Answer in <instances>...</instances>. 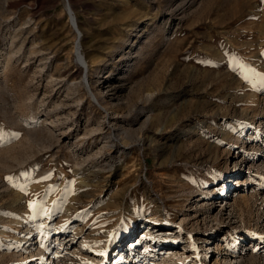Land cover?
Returning <instances> with one entry per match:
<instances>
[{"label":"rangeland","instance_id":"obj_1","mask_svg":"<svg viewBox=\"0 0 264 264\" xmlns=\"http://www.w3.org/2000/svg\"><path fill=\"white\" fill-rule=\"evenodd\" d=\"M263 155L264 0H0V264H213L264 236L263 184L218 192Z\"/></svg>","mask_w":264,"mask_h":264},{"label":"bare ground","instance_id":"obj_2","mask_svg":"<svg viewBox=\"0 0 264 264\" xmlns=\"http://www.w3.org/2000/svg\"><path fill=\"white\" fill-rule=\"evenodd\" d=\"M68 7H69V13H70V17H71L72 24H73V26H76V28H78L77 18L74 15V12H73V10L71 8L70 3H69V6ZM77 30H79V29H77ZM77 54H78V57H79L80 62L86 64L85 59L82 56V54L79 51H77ZM84 81L86 82L85 79H84ZM248 148H250L253 151V153H256L257 154V153L260 152L259 144H257V143L250 144V146ZM249 160L251 162V164L249 165V169L243 175H240V179L238 177V178H235V180H233V178L229 177V178H227V179H225V180L222 181L223 184L221 185V190H225V191L223 193H221L222 191H218V192H219V198H222L223 199V201H221V203H225V205H224V208L221 210V212L219 211L221 214L224 211L228 210L229 207H230L228 205L229 204L228 203V199H230V197H232L233 189H235V187H236V186H234L235 183L239 184L242 181H244L248 187H251L252 185H257V184H261V185L263 184L264 185V155L261 156V157L260 156L259 157H253V158H250ZM246 175L249 176L247 180L241 179V177L244 178V176H246ZM226 181H227V183H226ZM225 184H227V185L225 186ZM216 185H217L216 183H213L211 185H205L204 188L201 189V190L207 189L205 191L206 197L204 198V200L205 199H209L210 198V195L213 194V192H214L213 190L208 189V188H210L211 186H216ZM262 189L263 190L261 191V193L257 192V190H255L254 192L252 191L253 194L256 193L259 196V197L258 196L257 197L253 196V199L255 201L254 204L257 203V206H258L259 211L262 210V209H264V187ZM246 197L247 196H245V195L242 196V198H243L244 201H248V199H246ZM230 210H232V209H230ZM23 217H24V215H23ZM26 219L28 220V218H26ZM260 223H262V224L260 225ZM149 224H153V226H151V229L157 228L158 226H161V225H163V226H166L167 225L166 222H165V220L158 219V218L151 219V222ZM27 227L28 226H26L25 228L28 229ZM29 227L32 228L31 226H29ZM255 227H257V228L258 227H264V211H263L261 217L259 218V220L255 223ZM149 228H147V229H149ZM40 231H39V237L42 235L40 233ZM63 232L64 231H62L61 229H56V232L55 233L59 235V234H62ZM178 232H180V231L179 230L176 231L174 229V231H171L170 233H167L166 235L168 236V238H172V236L176 235ZM42 233H44L43 230H42ZM146 233H148V232H145V234ZM159 234H161V230L160 229H156L155 230V233H152L151 235L152 236L154 235V238L153 239H155V236H158ZM220 234L221 235L223 234L222 231L220 232ZM43 235H45V234H43ZM76 235L77 234H75V236ZM252 235L250 236V238L251 239H254L255 238V241L258 242V244H257L258 247L256 249H251V247H252L251 244L248 247V250H245L244 248H242V246L241 247L238 246L239 243L237 244L236 243L237 241H240V240H243V239H246L247 238L246 237V234L239 233V234H237V235H235L233 237H229V239L227 240L228 241V245L225 246V250L223 251V253H221L220 255L217 256V258L215 259V261H214L213 264H261V260L264 261V236L263 237H258V236H252ZM230 236H232V235H230ZM144 237H141V239H138V240H136L137 237H134L131 240L129 247H126V246L125 247H121L119 249V251L117 253H115L116 254L115 256L112 255L113 256L112 257L113 264H136V263L144 264L146 261H148V257L146 256L145 253L146 252H149V250H152V251L155 250V252H154L155 256L156 255L157 256L158 255H161V257L163 256V260L162 259L159 260V259L155 258L154 260H152L151 264H174L175 263L174 260H172L173 262H169V261L167 262V261H165L164 255H166V258L169 257L168 260L171 259L172 255H173L175 258H177L179 260L178 261L179 263H182V261L185 259L184 258L185 252H183V250H180V249H175V247H177L176 241H174L173 243L168 244V245L162 244L160 242H157V245H155V249H151L152 248V245L147 244L148 242L146 241V238L144 239ZM217 237H219V234H217L216 236H214L215 239ZM22 239H23V237H22ZM26 240H28V239H26ZM84 241H87V240L86 239H83V242ZM141 241H142V244L141 245H144V247H145V249H144L145 251L143 253L138 248L140 246V242ZM210 244L213 245V243H210L209 240H208V243L202 249L204 252L202 254H200V253H197L196 254L198 261L203 256L204 257L206 256V260L208 261V257L209 256H212V258L210 259V263L212 262V260L214 258V254L212 252V247L210 246ZM156 246H158V248ZM45 249H42L41 248V250H40V256L42 258L46 257L47 253L49 252V249H46V250ZM59 254L63 255V253H61L60 249H57V250L53 251L52 256H55L56 259H59V257H60ZM63 259L64 258H62L61 260H63ZM56 262H59V261H56ZM178 262H177V264H178ZM33 264H36V262H33ZM37 264H50V263L49 262H39ZM194 264H198V263L195 262Z\"/></svg>","mask_w":264,"mask_h":264},{"label":"built area","instance_id":"obj_3","mask_svg":"<svg viewBox=\"0 0 264 264\" xmlns=\"http://www.w3.org/2000/svg\"><path fill=\"white\" fill-rule=\"evenodd\" d=\"M247 239L250 240V243H248V246L245 245L247 243V241H248ZM238 243H239L238 246H240V247L242 246V248L243 247H246L247 248V247L250 246V244L252 245L251 249H256L258 247L257 246L258 242L255 241V238L254 239L246 238V239L240 240Z\"/></svg>","mask_w":264,"mask_h":264},{"label":"snow or ice","instance_id":"obj_4","mask_svg":"<svg viewBox=\"0 0 264 264\" xmlns=\"http://www.w3.org/2000/svg\"><path fill=\"white\" fill-rule=\"evenodd\" d=\"M43 179L47 180V179H49V177L46 176V177H44Z\"/></svg>","mask_w":264,"mask_h":264}]
</instances>
